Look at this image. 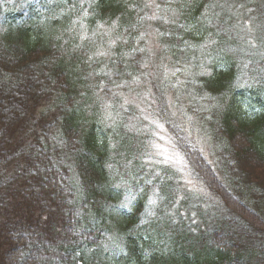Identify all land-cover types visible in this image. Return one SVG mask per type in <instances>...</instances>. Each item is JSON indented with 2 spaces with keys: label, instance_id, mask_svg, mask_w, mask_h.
Returning <instances> with one entry per match:
<instances>
[{
  "label": "trees",
  "instance_id": "1",
  "mask_svg": "<svg viewBox=\"0 0 264 264\" xmlns=\"http://www.w3.org/2000/svg\"><path fill=\"white\" fill-rule=\"evenodd\" d=\"M0 264H264V0H0Z\"/></svg>",
  "mask_w": 264,
  "mask_h": 264
},
{
  "label": "rangeland",
  "instance_id": "2",
  "mask_svg": "<svg viewBox=\"0 0 264 264\" xmlns=\"http://www.w3.org/2000/svg\"><path fill=\"white\" fill-rule=\"evenodd\" d=\"M179 72H174L175 75H178ZM157 137L159 138V142L156 141V144H158V147L161 150V155L163 157H165V159L170 160V158L173 159H178V157H180V155H178V153L172 148V146H169L168 140H167V134L165 130H161L159 132H157ZM180 163V162H177ZM192 186H197V183H192Z\"/></svg>",
  "mask_w": 264,
  "mask_h": 264
}]
</instances>
